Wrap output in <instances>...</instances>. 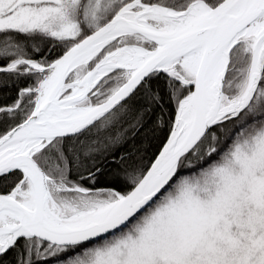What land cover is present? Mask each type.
Instances as JSON below:
<instances>
[{"label":"snow or ice","instance_id":"6c2138e0","mask_svg":"<svg viewBox=\"0 0 264 264\" xmlns=\"http://www.w3.org/2000/svg\"><path fill=\"white\" fill-rule=\"evenodd\" d=\"M0 264H264V0H0Z\"/></svg>","mask_w":264,"mask_h":264}]
</instances>
